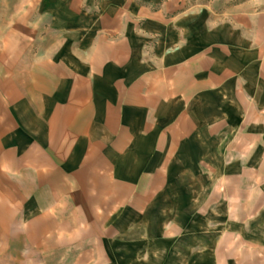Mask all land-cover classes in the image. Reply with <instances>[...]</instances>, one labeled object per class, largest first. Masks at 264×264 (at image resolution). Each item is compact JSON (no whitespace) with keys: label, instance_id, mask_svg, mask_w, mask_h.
Masks as SVG:
<instances>
[{"label":"crops","instance_id":"obj_1","mask_svg":"<svg viewBox=\"0 0 264 264\" xmlns=\"http://www.w3.org/2000/svg\"><path fill=\"white\" fill-rule=\"evenodd\" d=\"M0 250L264 264V0H0Z\"/></svg>","mask_w":264,"mask_h":264},{"label":"rangeland","instance_id":"obj_2","mask_svg":"<svg viewBox=\"0 0 264 264\" xmlns=\"http://www.w3.org/2000/svg\"><path fill=\"white\" fill-rule=\"evenodd\" d=\"M31 262H33V260H31ZM0 264H19L18 259H17V251L16 250H9V251L0 250Z\"/></svg>","mask_w":264,"mask_h":264}]
</instances>
